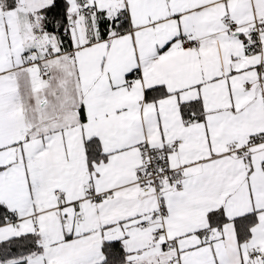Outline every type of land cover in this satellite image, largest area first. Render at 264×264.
Instances as JSON below:
<instances>
[{"label":"snow or ice","instance_id":"snow-or-ice-1","mask_svg":"<svg viewBox=\"0 0 264 264\" xmlns=\"http://www.w3.org/2000/svg\"><path fill=\"white\" fill-rule=\"evenodd\" d=\"M0 264H264V0H0Z\"/></svg>","mask_w":264,"mask_h":264}]
</instances>
